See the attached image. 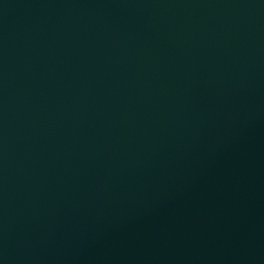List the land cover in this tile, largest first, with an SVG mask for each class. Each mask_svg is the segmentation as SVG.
Instances as JSON below:
<instances>
[{"label":"water","instance_id":"95a60500","mask_svg":"<svg viewBox=\"0 0 264 264\" xmlns=\"http://www.w3.org/2000/svg\"><path fill=\"white\" fill-rule=\"evenodd\" d=\"M0 264H264V0H0Z\"/></svg>","mask_w":264,"mask_h":264}]
</instances>
